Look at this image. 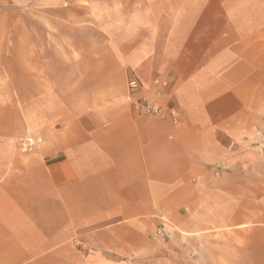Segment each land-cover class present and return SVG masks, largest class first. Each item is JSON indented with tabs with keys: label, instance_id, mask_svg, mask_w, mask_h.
Here are the masks:
<instances>
[{
	"label": "crops",
	"instance_id": "1",
	"mask_svg": "<svg viewBox=\"0 0 264 264\" xmlns=\"http://www.w3.org/2000/svg\"><path fill=\"white\" fill-rule=\"evenodd\" d=\"M97 11L103 20L96 45L76 46L59 72L50 63L55 126L34 153L47 174L28 185L43 188L39 194L64 220L48 247L78 236L81 245L89 237L96 249L120 250L126 236L141 233L155 203L188 204L200 218L227 219L233 184L191 176L225 167L234 149L250 145L252 128L264 126V0H97ZM130 76L141 84L133 100L156 101L163 117L132 112L125 100ZM240 198L241 219L264 214L263 196ZM12 204L0 195V264H25V229L17 221L10 226V214L22 218L24 208ZM212 210L216 215L204 214ZM28 234L40 245L39 229ZM34 245L28 249L41 250Z\"/></svg>",
	"mask_w": 264,
	"mask_h": 264
},
{
	"label": "rangeland",
	"instance_id": "2",
	"mask_svg": "<svg viewBox=\"0 0 264 264\" xmlns=\"http://www.w3.org/2000/svg\"><path fill=\"white\" fill-rule=\"evenodd\" d=\"M109 16L112 11L105 14V20H112ZM98 17L97 0H0V195H9L10 205L13 201L24 208L22 218L10 214V226L15 227L17 221L25 229L24 253L30 260L25 264L36 260L38 264H264V214L258 219L250 212L246 222L239 203L241 195H248L250 202L264 197L262 125L257 133L252 128L250 145L234 149L223 162L225 167L218 165L191 176L207 184H233L229 188L233 208L225 211L227 219L200 218L188 204L155 203L153 215L138 226L141 233L126 236L130 242L120 250L96 249L89 237L81 245L78 236L70 243L48 247L46 241L64 220L57 216L50 198L39 194L43 188L28 185L47 174L34 153L44 146L43 135L55 126L49 122L50 105L56 103L49 86L50 63H57L59 72L66 54L77 50L76 46L96 45ZM101 28L111 30L108 25ZM27 139L37 143L23 150ZM248 206L250 211L257 210L256 204ZM261 206L258 209L263 210L264 203ZM207 213L216 215L213 210ZM33 227L41 231L40 245L30 240L28 232ZM158 229L161 235L155 236ZM33 244L41 250H29Z\"/></svg>",
	"mask_w": 264,
	"mask_h": 264
},
{
	"label": "built area",
	"instance_id": "3",
	"mask_svg": "<svg viewBox=\"0 0 264 264\" xmlns=\"http://www.w3.org/2000/svg\"><path fill=\"white\" fill-rule=\"evenodd\" d=\"M127 89H128V94H127L126 100L130 103L131 110L135 115L143 116V117H163L164 116V110L162 109V107H160V105L156 101L146 99V98L133 100L134 94L138 93L141 89V84L135 77L133 76L129 77V80L127 83ZM158 98L159 97H156V99ZM171 121L173 123H176L175 118H171ZM35 143L37 142H34L32 139H27L23 142L22 148H24L23 150H28L32 146H34ZM160 235H161V229L156 230L155 236H160Z\"/></svg>",
	"mask_w": 264,
	"mask_h": 264
}]
</instances>
